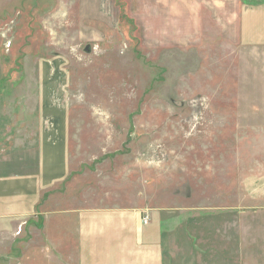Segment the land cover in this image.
<instances>
[{"label":"rangeland","instance_id":"374dc122","mask_svg":"<svg viewBox=\"0 0 264 264\" xmlns=\"http://www.w3.org/2000/svg\"><path fill=\"white\" fill-rule=\"evenodd\" d=\"M261 3L0 0V264H264ZM103 210L106 244L69 235Z\"/></svg>","mask_w":264,"mask_h":264},{"label":"crops","instance_id":"0c3cea01","mask_svg":"<svg viewBox=\"0 0 264 264\" xmlns=\"http://www.w3.org/2000/svg\"><path fill=\"white\" fill-rule=\"evenodd\" d=\"M241 23L242 41L245 45L264 51V3L256 7H247L242 12ZM3 136H0V139ZM26 188L28 189L27 183L22 179L14 181L5 177L0 179V220L17 224L27 219L28 194ZM121 213L103 210L85 212L83 216H70V218L67 216L65 218L69 235L78 239L83 236L90 238L89 246L106 244L108 219H115L113 216H122L123 213ZM45 220L43 217L44 223ZM93 251L100 252V248L93 249Z\"/></svg>","mask_w":264,"mask_h":264}]
</instances>
